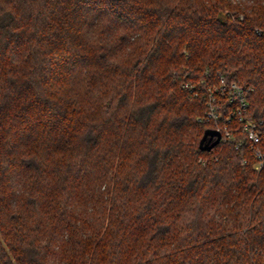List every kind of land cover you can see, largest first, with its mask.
I'll list each match as a JSON object with an SVG mask.
<instances>
[{"label":"trees","instance_id":"1","mask_svg":"<svg viewBox=\"0 0 264 264\" xmlns=\"http://www.w3.org/2000/svg\"><path fill=\"white\" fill-rule=\"evenodd\" d=\"M257 149L264 0H0V264H264Z\"/></svg>","mask_w":264,"mask_h":264},{"label":"built area","instance_id":"2","mask_svg":"<svg viewBox=\"0 0 264 264\" xmlns=\"http://www.w3.org/2000/svg\"><path fill=\"white\" fill-rule=\"evenodd\" d=\"M227 89L233 95V97L231 98V101L233 100L237 101L238 103L237 111H238V114L241 115L242 113H244V111L247 108L245 90L239 87L238 85H236L235 83H232L228 86L225 82H222L221 91H224ZM215 102H216L215 97L212 94H210L209 99H208V105L210 106V113L208 114V116L212 118L217 117L216 112H215V109H216ZM240 119L242 120L243 118H240ZM260 123L261 122L256 123L252 120H245L243 122L242 132L244 133L245 136H247V139L251 141L252 144H257L259 142V134H258L259 127L258 126ZM221 133H222V136H221L222 140L228 141V142H232L233 140H235L234 135L227 128H223ZM256 156L258 158L256 169L259 170L260 168L264 167V155H262L260 151L257 149Z\"/></svg>","mask_w":264,"mask_h":264}]
</instances>
